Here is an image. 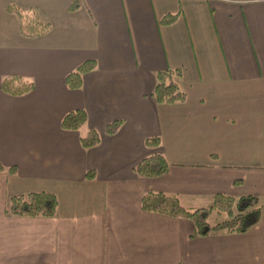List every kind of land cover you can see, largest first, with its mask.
<instances>
[{
	"label": "crops",
	"instance_id": "1",
	"mask_svg": "<svg viewBox=\"0 0 264 264\" xmlns=\"http://www.w3.org/2000/svg\"><path fill=\"white\" fill-rule=\"evenodd\" d=\"M8 6L49 30L22 35ZM86 60L95 68L69 88ZM174 68L186 98L159 104L156 73ZM11 76L32 89L4 92ZM76 109L85 124L62 129ZM89 129L100 139L84 148ZM153 153L167 171L137 175ZM0 162L14 168L0 172V264H264V210L246 233L191 237L190 220L140 206L147 192L187 208L217 193L264 200V0H0ZM30 191L53 193L56 214L5 211Z\"/></svg>",
	"mask_w": 264,
	"mask_h": 264
},
{
	"label": "trees",
	"instance_id": "2",
	"mask_svg": "<svg viewBox=\"0 0 264 264\" xmlns=\"http://www.w3.org/2000/svg\"><path fill=\"white\" fill-rule=\"evenodd\" d=\"M76 4H72L70 9H74ZM8 10L15 13L19 20V30L24 36L35 37L45 34L50 26L41 24L36 19L23 17L22 10L8 6ZM179 11L167 13L159 20L160 24L167 25L173 23ZM94 60H86L79 64L73 71L65 77L66 85L69 88H79L81 86L82 74L94 69ZM182 76L180 68L166 69L156 73V84L152 96L157 103L171 104L183 102L186 98L185 92L179 85ZM31 82L20 81L19 78L11 76L5 77L1 81V89L12 95H21L32 89ZM86 113L82 109L67 112L60 121V127L64 130H77L86 122ZM121 122L118 120L107 124L105 131L107 134H114ZM99 134L94 129H89L87 133L80 137V144L84 148H90L98 144ZM148 147H156L160 144L158 136L148 137L145 140ZM169 164L162 153H153L141 159L134 168L137 175L141 177H159L163 175ZM14 172L13 167L6 168L0 162V172ZM89 177V172L86 174ZM90 175V177H92ZM58 205L57 197L47 191H30L22 194H13L7 198L5 211L13 216L30 217H51L56 214ZM142 210L156 212L162 215L175 218H185L192 222L193 231L191 237H203L214 233H246L256 225L264 210V200L258 203V199L253 195H243L232 197L217 193L214 194L210 205L206 207L187 208L182 205L179 197L163 192H147L140 199ZM224 213L225 218L212 222L210 218L214 214ZM178 264H185L179 262Z\"/></svg>",
	"mask_w": 264,
	"mask_h": 264
},
{
	"label": "rangeland",
	"instance_id": "3",
	"mask_svg": "<svg viewBox=\"0 0 264 264\" xmlns=\"http://www.w3.org/2000/svg\"><path fill=\"white\" fill-rule=\"evenodd\" d=\"M226 217V215L224 214V213H221V214H214L211 218H210V220L212 221V222H214V221H216V220H220V219H223V218H225Z\"/></svg>",
	"mask_w": 264,
	"mask_h": 264
}]
</instances>
